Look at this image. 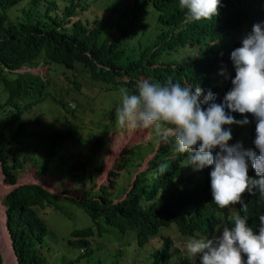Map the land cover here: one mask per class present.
<instances>
[{"label":"trees","instance_id":"obj_1","mask_svg":"<svg viewBox=\"0 0 264 264\" xmlns=\"http://www.w3.org/2000/svg\"><path fill=\"white\" fill-rule=\"evenodd\" d=\"M61 1L66 3L64 9ZM123 2L124 12L115 8L107 17L92 22L87 18L84 0H0V163L6 185L14 188L18 184L19 175L25 171L23 160L26 165L23 146L29 145V150L38 139L36 129L41 120H27V112L49 100L62 106L63 111L66 109L62 100L51 94L59 83V77H53L57 70L63 69L61 74L67 79L86 76L103 89L126 88L130 94L137 91V81L142 78L161 83L171 78L193 88L198 85L205 94L208 90L217 91L222 102L230 89L213 86L214 75L226 69L230 80L234 78L232 51L241 46V36L250 33L254 24L264 23V0H221L218 16L199 22L187 19L179 0ZM40 6H44V12L39 11ZM38 11L43 14L36 16ZM151 11L157 28L147 40H142L138 38L137 23ZM116 27L119 37L113 33ZM40 64L49 67L46 75L20 72ZM77 134V129L39 134L49 143V150L42 168L37 170L38 178L49 176L59 151L80 143ZM90 144L88 155L77 165L76 178L85 180L104 143ZM142 147L150 149L141 152ZM156 148H131L113 174L110 186L96 191V185L85 198L73 199L92 221L84 229L72 232L69 242L73 248L85 251L95 238V229L101 236V227L107 225L116 232H135L140 249L153 240L162 241L159 249L141 264H173V242L163 236L164 229L176 226L184 238H213L225 225H231L230 207L236 215L246 216L250 226L258 227L259 217L264 215V200L259 193L244 195L246 207L236 204L221 209L212 200L209 173L185 167L186 155L174 152L172 144L164 143L157 151ZM252 149L255 150L253 142ZM150 153L155 155L144 172L130 170L137 157L145 158ZM160 164H167L164 174L159 171ZM124 175L134 176V181L119 185ZM250 175L255 176L254 170L250 169ZM56 200L61 198L38 184H24L7 194L4 207L20 264H48L45 239L49 229L38 213L54 206ZM89 253L77 261L86 255L89 258Z\"/></svg>","mask_w":264,"mask_h":264},{"label":"clouds","instance_id":"obj_2","mask_svg":"<svg viewBox=\"0 0 264 264\" xmlns=\"http://www.w3.org/2000/svg\"><path fill=\"white\" fill-rule=\"evenodd\" d=\"M220 6L221 0H179L187 19L196 22L218 16ZM240 41L231 53L235 76L222 102L219 92L205 94L198 85L142 78L134 94L120 89L122 102L115 113L117 127L154 130L163 143L172 144L174 152L186 155L185 167L209 168L212 200L221 209L246 207V193H259L264 200V23L254 24ZM225 73L226 69L221 75ZM230 113H240L244 119L236 120ZM246 114L256 121L255 150L242 142L229 143L233 135L225 126L251 123ZM166 170L167 164L159 165L161 174ZM259 220L254 228L246 216L234 214L231 225L215 237H194L183 247L174 246L189 259L198 258V264H264V215Z\"/></svg>","mask_w":264,"mask_h":264},{"label":"rangeland","instance_id":"obj_3","mask_svg":"<svg viewBox=\"0 0 264 264\" xmlns=\"http://www.w3.org/2000/svg\"><path fill=\"white\" fill-rule=\"evenodd\" d=\"M65 5V2H60L61 9H64ZM84 6L88 8L86 15L92 22L107 17L115 8H119V11L122 12L126 8L123 0H84ZM43 7L40 6L39 11L44 12ZM39 11L36 16L43 14ZM78 12L80 17H82V8H79ZM156 25L154 12L151 11L146 17L139 19L137 23L138 38L147 40L148 35H151L157 28ZM113 33L115 37L120 36L117 27ZM48 69V66L40 64L33 69L24 68L23 71L32 70V72L35 71V73L46 75ZM63 72L64 70L60 69L53 74L54 78L59 77L57 78L59 83L56 82L57 86H55L56 84L54 85L51 94L53 97H58V99L62 100L61 104H64L65 111L54 100H49L47 102L44 101L43 104L36 108H31L26 114L27 120L39 119L41 123L38 126L39 128L36 129L38 131V139L30 145L29 150H26L29 145L23 146L26 165L23 160V170L25 171L19 175L18 179L19 184H38L61 198V200L53 201L54 206L47 207L46 210L38 213L43 224L49 229L48 237L45 239L47 244L45 255L47 256L48 264H87L99 261L105 264L144 263L150 253L159 249L162 241L153 240L149 246L140 249L137 244V234L131 230L121 233L116 232L112 227L103 225L101 227L102 232H100L101 236L98 235L97 229H95V238H93L89 248L85 249V251L73 248L69 242L72 240V232L82 230L91 225L92 222L89 215L80 209L73 199L81 200L85 198V195L96 185L98 186L96 191L101 190L103 186H110L114 179L113 174L117 173L119 170L118 166L121 165L125 153L131 148L146 145L151 148L157 147V151L164 143L154 130L117 127L115 113L122 102L121 88L108 91L99 84L89 82L86 76L67 79L65 75L61 74ZM214 76L213 86L227 89L231 82L230 78L225 76V74L221 75L220 71H217ZM76 85H79V88ZM246 115L251 123L243 126L237 124L228 126L231 128L233 135V139L229 143L242 142L246 149H252L256 121L251 114ZM235 118L236 120H242L244 115H235ZM68 129H77L78 139H81L80 143L72 147L69 146V148L66 146V150L59 151L58 157L52 162L49 176L38 178L37 170L42 168L44 157L49 150V143L47 141L44 142L39 137V134L59 133ZM95 141L104 143L100 156L91 162L85 180H83L84 177L76 178L75 173L78 170V163L84 161V157L89 153L90 142L93 143ZM147 149L150 148L142 147L141 152L143 150L146 152ZM155 153H150L149 156L141 159L137 157L134 168L130 170L135 173L144 172L149 167V163ZM80 154L83 156H80ZM201 172L202 174L210 173V169L205 168ZM133 181L134 176L132 178L130 175H124L122 180L119 181V185L127 186ZM12 190L13 188L6 185V182L0 185V217H3L4 223L6 208L3 206V202L7 194ZM116 201L118 202V200ZM228 212L230 215H234L235 209L230 207ZM222 229L219 230L218 234L222 232ZM162 232L163 236L169 237L173 242L171 250L173 264H198V258L195 260L189 259L186 252L174 246L183 247L191 238L182 237L176 226H172L169 230L164 229ZM102 233H104L103 236ZM0 239L2 240L1 237ZM2 241L3 243L5 242L4 240ZM88 252H90L89 258L86 255L85 257L87 258L84 257L77 261L81 255Z\"/></svg>","mask_w":264,"mask_h":264},{"label":"water","instance_id":"obj_4","mask_svg":"<svg viewBox=\"0 0 264 264\" xmlns=\"http://www.w3.org/2000/svg\"><path fill=\"white\" fill-rule=\"evenodd\" d=\"M20 72L21 73H23V72H32V70L23 71V69H22ZM33 72H35V71H33ZM0 175H2L3 182H6V178H5V175H4V172H3V167H2L1 163H0ZM21 185H23V183H21V184L18 183L14 188L20 187ZM4 217H5V223H6V229H7L6 235H7L8 239H9V242H10V247H11V251H12L13 261H14L15 264H20L18 256H17L16 251H15L14 246H13L14 245L13 236H12L11 232L9 231V223H8L7 211L4 213ZM0 252H1V255H2V258H3V264H7L5 256H4V253H3V250L1 248V245H0Z\"/></svg>","mask_w":264,"mask_h":264},{"label":"bare ground","instance_id":"obj_5","mask_svg":"<svg viewBox=\"0 0 264 264\" xmlns=\"http://www.w3.org/2000/svg\"><path fill=\"white\" fill-rule=\"evenodd\" d=\"M2 180H3L2 175H0V185L3 184ZM1 213H2V211H1ZM1 218H2V220H1ZM6 232H7L6 223L3 222V217L1 216L0 217V237L6 243L5 242L3 243V241L0 239V245H1V248L3 250L4 256H5V259H6V263L7 264H12V263H14V261H13V257H12V251H11V247H10V242H9V239H8V237L6 235ZM5 244H6V247H5ZM8 246H9V248H8ZM11 258H12V260H11Z\"/></svg>","mask_w":264,"mask_h":264}]
</instances>
